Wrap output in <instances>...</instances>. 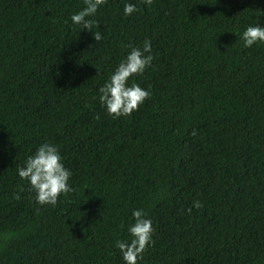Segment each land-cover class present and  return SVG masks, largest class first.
<instances>
[{
	"label": "trees",
	"instance_id": "obj_1",
	"mask_svg": "<svg viewBox=\"0 0 264 264\" xmlns=\"http://www.w3.org/2000/svg\"><path fill=\"white\" fill-rule=\"evenodd\" d=\"M125 2L98 9L96 42L70 21L83 0H0V264H124L140 208L138 264H264V42L238 39L264 0ZM145 39L151 95L113 118L98 89ZM46 141L73 173L55 206L16 172Z\"/></svg>",
	"mask_w": 264,
	"mask_h": 264
},
{
	"label": "clouds",
	"instance_id": "obj_2",
	"mask_svg": "<svg viewBox=\"0 0 264 264\" xmlns=\"http://www.w3.org/2000/svg\"><path fill=\"white\" fill-rule=\"evenodd\" d=\"M105 2L106 0H83V7L70 15L71 23L78 26L80 31H90L96 42L101 41L102 32L95 30L99 27L95 16ZM142 2L145 5L152 4V0ZM136 10L137 5L126 0L123 14L129 16ZM238 39L246 48L264 42V24L246 26L238 34ZM127 48L129 50L126 55L98 89L99 102L113 118L130 116L151 95L149 89L141 87L135 80V77L142 75L145 69L152 65L154 57L151 41L145 39L142 46L129 44ZM98 72L97 68V74ZM16 172L21 180L27 181L29 190L35 193V202L40 205L55 206L61 194L74 190L70 184L72 171L65 166L59 148L47 141L37 146L23 161L22 166L18 164ZM192 207L199 208L201 204L198 200L193 201ZM188 211H191V208ZM131 218L132 223L127 226L128 238L114 242L124 264H138L143 259L144 252L153 243V222L146 211L142 208L133 209Z\"/></svg>",
	"mask_w": 264,
	"mask_h": 264
}]
</instances>
